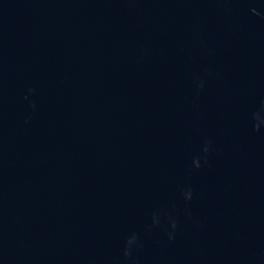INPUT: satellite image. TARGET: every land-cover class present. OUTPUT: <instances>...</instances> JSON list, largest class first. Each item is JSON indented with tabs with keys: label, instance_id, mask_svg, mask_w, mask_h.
<instances>
[{
	"label": "water",
	"instance_id": "95a60500",
	"mask_svg": "<svg viewBox=\"0 0 264 264\" xmlns=\"http://www.w3.org/2000/svg\"><path fill=\"white\" fill-rule=\"evenodd\" d=\"M0 264H264V0H0Z\"/></svg>",
	"mask_w": 264,
	"mask_h": 264
}]
</instances>
